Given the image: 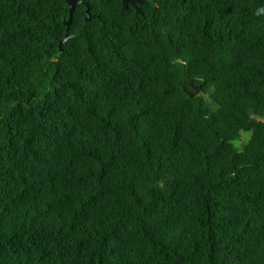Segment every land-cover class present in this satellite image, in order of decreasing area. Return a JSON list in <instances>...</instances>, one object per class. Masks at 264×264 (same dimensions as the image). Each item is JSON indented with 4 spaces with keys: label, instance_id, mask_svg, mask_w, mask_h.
<instances>
[{
    "label": "trees",
    "instance_id": "trees-1",
    "mask_svg": "<svg viewBox=\"0 0 264 264\" xmlns=\"http://www.w3.org/2000/svg\"><path fill=\"white\" fill-rule=\"evenodd\" d=\"M85 1L0 0V264H264V0Z\"/></svg>",
    "mask_w": 264,
    "mask_h": 264
},
{
    "label": "water",
    "instance_id": "water-1",
    "mask_svg": "<svg viewBox=\"0 0 264 264\" xmlns=\"http://www.w3.org/2000/svg\"><path fill=\"white\" fill-rule=\"evenodd\" d=\"M150 1V0H121L122 5H123V9H127L129 8V6L133 7L136 11V13H140L141 14V10L139 8L140 5H142L143 3ZM65 5L68 7L69 9V16L68 19L65 20V25H66V32H65V37L64 39L59 43V51H62V45L65 44L69 39H71L73 37V35H71L69 33V27L73 22V14L76 10V8L79 5H84L86 7V21L91 20L94 16L90 13V4L87 3L85 0H65ZM202 86L198 85V86H194V90L193 93L190 95L191 97H195L197 95H199L200 91H201Z\"/></svg>",
    "mask_w": 264,
    "mask_h": 264
},
{
    "label": "rangeland",
    "instance_id": "rangeland-1",
    "mask_svg": "<svg viewBox=\"0 0 264 264\" xmlns=\"http://www.w3.org/2000/svg\"><path fill=\"white\" fill-rule=\"evenodd\" d=\"M261 121H264V119H261ZM250 134L249 133H245L242 136V139L240 141H238L236 143V145H238L240 148H242L249 140Z\"/></svg>",
    "mask_w": 264,
    "mask_h": 264
},
{
    "label": "flooded vegetation",
    "instance_id": "flooded-vegetation-1",
    "mask_svg": "<svg viewBox=\"0 0 264 264\" xmlns=\"http://www.w3.org/2000/svg\"><path fill=\"white\" fill-rule=\"evenodd\" d=\"M130 7V6H129Z\"/></svg>",
    "mask_w": 264,
    "mask_h": 264
}]
</instances>
